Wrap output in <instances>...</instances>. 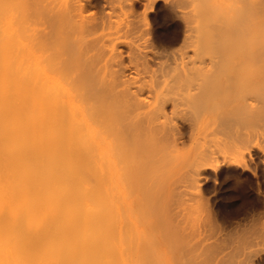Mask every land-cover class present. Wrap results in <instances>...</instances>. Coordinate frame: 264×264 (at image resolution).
Masks as SVG:
<instances>
[{
	"label": "bare ground",
	"instance_id": "bare-ground-1",
	"mask_svg": "<svg viewBox=\"0 0 264 264\" xmlns=\"http://www.w3.org/2000/svg\"><path fill=\"white\" fill-rule=\"evenodd\" d=\"M141 1L0 0V264H264L262 218L185 246L129 199L264 151V0H164L156 31Z\"/></svg>",
	"mask_w": 264,
	"mask_h": 264
},
{
	"label": "rangeland",
	"instance_id": "rangeland-1",
	"mask_svg": "<svg viewBox=\"0 0 264 264\" xmlns=\"http://www.w3.org/2000/svg\"><path fill=\"white\" fill-rule=\"evenodd\" d=\"M156 1H155V5L153 6L154 8L152 7L151 11H149V12H147V11L150 9H148L146 7L145 8L148 10H143V9L139 8V6H141L142 8H144V6H146L145 0H142L139 3L137 2L135 4L136 7L134 8V9L137 8L138 10H140V11L136 10V11H138L137 12L138 15L140 13H141L140 16L144 14V16L142 18H144L145 15L147 14L146 18L150 19V22L147 19H146V21L148 24L151 23L152 26L150 25V27H152V28L154 27L153 28L154 31H156L159 27L164 26L163 17L167 13V9H168V6H165L167 4L164 0H156ZM136 11L134 10L135 13H136ZM145 11H146V14H145ZM140 16H139V18H140ZM142 18H140V19H142ZM180 24H181V22L179 23V21H178V27L180 29L184 28L183 24H181L182 26ZM169 25H170V23H169ZM170 47H171V49L169 48L168 52H169V50H170V52L174 51V50H172L174 47H175L174 49L176 50L177 45L170 46ZM192 142L193 141L188 142L189 146L188 145L184 146L185 148L187 147L188 149L182 148V150L180 151V154H178V156H177V158L179 160L177 158L175 160V158H174L173 160L175 162L173 160H172L173 163H172V161H170L173 165L177 164L178 162H180V163H178V165H183L184 164L183 162H185L184 160H186L185 158L187 156H194V153L196 151H195L193 145L197 146V144L193 143V145H190V143L192 144ZM202 145H204V144L199 143L196 150H198V148H199V150H201ZM207 145L208 144H206V146ZM242 145L243 144H241V145L239 144L238 146L240 147ZM248 145L249 144H247L245 146L248 147ZM196 146H195V148H196ZM199 146L201 147V149ZM222 146H223V148H225L226 151L223 148H221ZM222 146L221 145L219 146L221 153L219 152V149H218L219 147L216 149L219 152V153L217 152L218 156H220L219 154H221V156L223 155L222 156L223 158L220 156L221 158L219 157V160H217L218 162L215 161L213 163V166H212L213 168L211 167V168H208L207 170H205V174L203 176H201V178L200 177L198 178L199 181H198V179H194V178L190 179V178H187L184 176L182 177V174L185 171V170H183V171H180V172H182V174H178V175L176 174L177 176L173 175L174 177L176 176V178L179 177V175H181L180 179L177 178L178 179L177 181L179 182V184H178V182L175 183L176 178H174L173 176L170 178V181L160 178L162 180L163 184H161V180L158 181L157 184L155 183L156 185L154 184L156 187L155 186L152 187L153 188L152 191L154 192V189L156 188L157 192H156V190H155V192H156V194H158V199H161V200L155 201L156 195H154L155 193L153 194L152 192H150V193L148 192L147 195H146V193H142L143 195L142 194L141 195L140 194H138V195L132 194L133 196L129 195V199L131 202V210H130L131 214L133 212L132 218L134 220H139L140 224L146 230L148 235H149V232H151L150 237L153 240L160 238L159 233H162L161 229H163V228H161V229L158 228L159 230L157 228L155 229L154 228L155 226L156 227H158V226L165 227L166 226L167 229H169V230L172 229L174 231H175V229L177 230L179 228V231H181V232H179L180 235L183 232V234L185 233L184 236H188L187 238H185V237H183V238L186 240H189L187 242L186 241L184 242L185 246H186V244L189 246V245L193 244V238H194L193 235L195 234L194 232L198 228H201L203 226H206V225L208 226L210 224H214L217 226H221L225 229H227L229 227L234 228L236 226L246 227V225H249V224L252 225L253 221L256 223V221H255L256 219H257V222L261 218L264 219V155H263L264 151L263 150L261 151V149L260 150L255 149L253 151L249 150L250 151L249 154H248V152H246L247 154H245V159H243V160L247 164L244 163L245 164V166H244L243 163L241 164V162H243V161H241L240 163L238 162V164L235 161L233 162V160L231 158H233L234 155L233 156H227L228 158L229 157H231V158L229 160H226V158H224V156L227 155L228 151H227V148L224 147V145H222ZM229 147H231V149L233 150L232 147H234V146H232V145L228 146V149H229ZM243 148H245V147L243 146ZM231 149L229 150V153H231V151H232ZM240 149H242V147ZM184 153H185V156L183 155ZM196 153H195V155H196ZM229 153H228V155H230ZM189 154H191V155H189ZM232 154H234V153H232ZM171 163H167V164L163 163V164L166 165V167H168L169 164L171 166ZM173 165L171 166V168H173ZM217 165H218V167H217ZM163 168L165 169L164 166L161 167V172H164V171H162ZM168 168H170V167H168ZM168 168H166V169H168ZM161 174H163V173H161ZM160 177H162V176H160ZM195 180L198 182H196ZM171 181L173 184L175 183L174 184L175 186H172L173 184H171ZM193 181H195L196 183ZM159 183L161 184L160 186H162L161 191H159L160 190L159 189L160 188ZM164 184H167V186H166V189H167L166 194L167 195L165 194V196L163 194V192L165 190H162V188L165 187ZM168 185H169V187H168ZM194 186L197 188L195 189ZM169 188L172 191L169 190ZM173 188H174V190H173ZM176 188H177V190H176ZM168 191H170L169 192L170 196L168 194ZM160 192H162L163 197L159 196V195H161ZM151 195H152V198L150 197ZM159 197H162V198H159ZM176 198H177V200H176ZM148 200H150V202H148ZM151 200L152 201L154 200V202H151ZM116 201H117V203H119L117 198H116ZM158 201H161V202H158ZM156 202H157V204H156V208H155L154 205ZM240 203H242V204H240ZM147 204L148 205L151 204L153 206H150V205L148 206ZM158 204H159V208H158ZM151 210H155L156 212L157 211H159V212H157L156 214L153 212V215H152ZM121 212L122 213L125 212L124 209H122ZM158 213H159L160 217H158ZM166 216L168 217L167 219H166ZM157 217H158V219H157ZM155 218L157 221L155 220ZM162 218H164L165 220H162ZM148 219H149V221H148ZM262 219L260 221L264 222ZM159 220H161V221H159ZM251 220H252V222H251ZM152 221L154 223V226H152V228H151L148 226V224ZM156 222L157 223L160 222V224L162 222V225H159ZM163 223H165V224L163 225ZM215 223H217V224H215ZM173 228H175V229H173ZM167 229H166V234H165V231L162 234V235L165 234L164 236L166 238V242L169 240V238L167 239V237H169V236H167V234L169 233V231L167 232ZM156 230H158V232H156ZM182 235L180 236V238H182ZM165 238L164 237L162 238V240L164 239L163 242H165ZM191 238H192V240H190ZM182 241H184V240L182 239ZM170 242H171V240L168 241V243H167V245L170 247H168L167 245H165L163 243L164 245H163L162 249L165 252V259L168 261L170 260L171 264H176L178 261L177 257L175 256L176 251H175V249L171 250V248H172L171 246H173V242L172 243H170ZM181 244H183V242H181ZM173 248H175V247L173 246ZM148 252H149V249L143 253V256L144 255L147 256ZM173 254H174V258H173ZM137 260H139V258ZM147 261H148V264H154L155 263L154 259L152 257H151V259H147ZM134 264H137V262L135 261ZM139 264H147V263H146V260L143 259L142 262L140 260Z\"/></svg>",
	"mask_w": 264,
	"mask_h": 264
}]
</instances>
